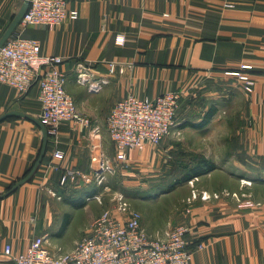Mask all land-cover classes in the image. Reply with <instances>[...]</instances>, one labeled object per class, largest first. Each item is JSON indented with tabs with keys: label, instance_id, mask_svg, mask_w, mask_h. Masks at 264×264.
<instances>
[{
	"label": "crops",
	"instance_id": "1",
	"mask_svg": "<svg viewBox=\"0 0 264 264\" xmlns=\"http://www.w3.org/2000/svg\"><path fill=\"white\" fill-rule=\"evenodd\" d=\"M68 7L79 11L77 19L56 27L20 24L15 33L37 39L43 55L62 59L67 91L89 125L64 123L58 144L49 140L34 175L0 199V264H14L5 255L7 245L20 254L35 237H46L54 254L76 248L100 215L96 176L102 161L117 169L105 178L121 170L134 185L155 167L163 170L160 159L172 154L175 165L168 163L165 170L174 166L178 176L162 178L159 185L139 183L145 191L167 190L189 174L182 183L197 178L188 170L200 151L176 137L143 151L130 149L127 163L116 167L118 151L107 127L113 107L130 95L154 98L168 92L182 96L174 131L215 128L219 104L236 105L239 118L224 141L227 149L199 155L215 165L200 178L207 179L209 192L236 193L243 180L252 183L250 198L241 204L229 196L196 200L189 215L183 210L176 215L192 228L191 241L205 245L194 252L192 264H264V0H68ZM20 8L18 0H0V39ZM121 35L123 44L117 42ZM111 62L118 63L114 73ZM239 71L253 76L252 91L234 75ZM210 111L214 115L205 122ZM8 112L40 120L38 86L20 93L0 83V117ZM43 143V130L28 118L0 123V196L33 169ZM56 148L64 153L61 160L52 158ZM69 170L80 172V178L61 185ZM247 200L256 205L242 206ZM143 225L150 233L161 230L145 220Z\"/></svg>",
	"mask_w": 264,
	"mask_h": 264
},
{
	"label": "built area",
	"instance_id": "2",
	"mask_svg": "<svg viewBox=\"0 0 264 264\" xmlns=\"http://www.w3.org/2000/svg\"><path fill=\"white\" fill-rule=\"evenodd\" d=\"M23 3L24 0H18ZM79 17L77 9H69L68 0H31L21 25L56 27ZM1 40V39H0ZM125 37H117L123 44ZM62 59L43 55L40 42L14 33L0 48V83L20 93H27L33 85L39 88L42 106L40 121L45 125L49 140L58 144L64 123L89 125V120L80 112L74 98L67 91L68 77L59 66ZM118 63L109 64L114 73ZM243 66L244 70L249 69ZM234 75L252 91L256 81L248 72ZM85 81V75H79ZM181 94L168 92L154 98H138L130 95L113 107L107 119L109 135L118 151L116 160L125 165L130 149L143 151L148 145H159L171 135L177 126V115L181 105ZM63 151L55 149L52 158L61 160ZM115 169L109 162H101V171L96 180L104 182L105 172ZM76 170L66 171L61 185L75 183L80 178ZM195 179H198L195 178ZM86 182L92 179L86 178ZM245 183L251 184L246 181ZM98 199H100L98 197ZM115 210L104 212L92 224L91 232L82 238L74 250L54 254L48 248L46 237H35L29 247L20 254H14L11 245L5 248V255L14 264H192L196 250H203L199 244L189 248L192 228L184 223L172 225L157 235L150 234L143 225V216L131 208L123 194L117 198ZM251 200L244 207H254Z\"/></svg>",
	"mask_w": 264,
	"mask_h": 264
},
{
	"label": "rangeland",
	"instance_id": "3",
	"mask_svg": "<svg viewBox=\"0 0 264 264\" xmlns=\"http://www.w3.org/2000/svg\"><path fill=\"white\" fill-rule=\"evenodd\" d=\"M235 106L236 105L233 104V102L219 104L220 112L215 117V128L209 127L207 130L199 133L190 129L183 131L176 130L165 139L170 137L180 138L188 142V145L190 144L189 146L192 148L199 150L200 154L196 156L193 160L194 162H197L198 158L200 159L202 157L199 155H203V153L208 155H212L213 153L222 154L224 149H227V146L224 144L226 137L229 133L236 130L232 124L235 119L239 118L238 108ZM228 123L230 126H228ZM165 139L163 141H165ZM167 156L169 157H164L163 155L162 159H160L161 163L159 161V164L164 166L163 170L155 167L154 170H152L153 172L150 171L146 176H142L144 178L134 185H130L131 182L127 183L126 176L120 173L121 170L111 177H106L100 186L101 190L98 193L100 194V199L97 201V205L100 208L99 214L102 215L106 211L115 210L117 206L116 198L120 194H123L131 208L141 213L143 220L146 221V225L148 224L153 227V225L156 224L154 228H161V230H158L155 233H150L145 228L150 234L157 235L166 232L170 226L174 225L173 223H184L188 225L187 222L177 221L175 217L180 210H183L185 214L189 215L191 213L192 205L196 200L210 201L212 199L218 200L223 196H229L241 204V200L250 198L248 193L249 188H252V183H245L247 180H243L244 182L242 181V188L240 192L236 193L226 190L221 192L206 191L204 188L206 187L207 179H201L200 177L199 179L194 178L193 180H189L186 184L182 183L184 180L180 178L177 182L173 181L167 190H147L148 192L143 190L142 184L140 185L139 183L159 185L158 183L162 181V178L175 180L174 177L178 176L175 173L174 166L170 170H165V167L169 165L168 163H175L172 154ZM116 167L121 168L122 164L118 163ZM116 171L117 169L113 172ZM148 188L149 186H147V189ZM158 223H160L159 225L162 227H157ZM191 239L192 237H190V240Z\"/></svg>",
	"mask_w": 264,
	"mask_h": 264
},
{
	"label": "water",
	"instance_id": "4",
	"mask_svg": "<svg viewBox=\"0 0 264 264\" xmlns=\"http://www.w3.org/2000/svg\"><path fill=\"white\" fill-rule=\"evenodd\" d=\"M30 2H31V0H24L23 3L21 4V8H20L19 12L17 13L12 24L10 25V27L8 28V30L6 31V33L4 34V36L0 40V48L16 32L17 27L21 24L27 10L30 7ZM15 116H23L25 118L30 119L31 121H33L37 125H39L41 127V129L43 130L44 143H43V147H42L40 157H39L38 161L36 162L35 166L33 167L32 171L30 172V174L27 177H25L24 179L20 180L18 183H16L15 186L8 193L0 196V199H3L5 197L9 196L11 193L15 192L22 184L26 183L34 175V173L38 169L39 165L43 161V158H44L46 151H47L48 142H49V135H48V131H47L45 125L40 120L34 119L28 115H24V114L19 113V112H8L5 115H3L2 117H0V123L4 120L8 119V118L15 117Z\"/></svg>",
	"mask_w": 264,
	"mask_h": 264
},
{
	"label": "trees",
	"instance_id": "5",
	"mask_svg": "<svg viewBox=\"0 0 264 264\" xmlns=\"http://www.w3.org/2000/svg\"><path fill=\"white\" fill-rule=\"evenodd\" d=\"M214 115L213 111H210L207 116L205 117V122H207L208 120H210L212 118V116ZM215 165L212 163L211 160L205 159L203 157H201L200 159L198 158L197 162H195V165L192 169L188 170L189 172L193 173V177H201L205 174H207L208 172L214 170ZM32 170L29 171V173L26 175V177L30 174ZM191 176V174L186 175L185 177H183V180H186L187 178H189ZM201 243V241H194L192 242L190 240V245L189 248H195L197 247L199 244Z\"/></svg>",
	"mask_w": 264,
	"mask_h": 264
}]
</instances>
